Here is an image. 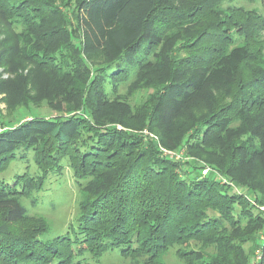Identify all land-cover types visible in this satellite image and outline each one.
<instances>
[{"label": "rangeland", "instance_id": "1", "mask_svg": "<svg viewBox=\"0 0 264 264\" xmlns=\"http://www.w3.org/2000/svg\"><path fill=\"white\" fill-rule=\"evenodd\" d=\"M28 1L16 10L0 8V132L30 119L81 117L83 129L78 139L94 138L90 134L96 137L101 130L114 131L131 137L121 146V154H134H128L123 166L118 162L115 168L108 167L107 174L98 177L89 173L82 180L72 167L73 162L79 165L72 145L59 146L50 140L38 150L16 153L17 158L0 176L10 186L18 178L24 180L21 176L26 177V188L16 198L27 209V215L11 225L13 230L20 235L28 228H40L46 233L38 237L41 241L53 244L58 251L64 248L58 242L60 237L78 230L82 216L89 215L94 207L101 210L98 199L111 197L110 186H117L118 174L145 145L149 153L155 154L157 164L142 155L144 167L157 165L158 169L168 163L183 178L208 182L225 193L229 213L233 201L242 206L243 210L237 204L233 206L239 218H230L222 231L212 228L204 242L183 238L158 260L148 261L141 252L123 257L119 249L98 258L86 253L79 260L84 264H201L195 262L193 251L203 249L206 259L215 258L211 241L219 234L226 246L234 247L236 264L242 263L241 254L243 264H258L264 241V163L256 159L263 149L250 121L235 119L224 132L215 125L216 120L243 107L240 86L251 79L249 69L255 63L245 65L232 83L206 86L204 94L188 102L179 114L169 112L164 123H156L152 111L159 94L169 83L187 78L195 58L208 56L196 48L208 40L193 44L200 27L196 25L198 18L187 19L185 27L172 30L152 51H135L130 64L118 65L105 49L84 53L76 19L82 0ZM198 1L160 0L162 9L182 14L189 13ZM214 1L210 2L215 6L212 9L223 17H229L228 7L262 10L260 3L252 0H233L232 4L225 0L220 6ZM19 14L21 20L14 22ZM257 36L264 44V30ZM41 150L51 154L55 151L54 158H46ZM102 151L103 157L110 154ZM36 159L49 165L51 171L44 174ZM31 178H36V185Z\"/></svg>", "mask_w": 264, "mask_h": 264}, {"label": "trees", "instance_id": "2", "mask_svg": "<svg viewBox=\"0 0 264 264\" xmlns=\"http://www.w3.org/2000/svg\"><path fill=\"white\" fill-rule=\"evenodd\" d=\"M27 1L0 0V8L12 7L16 10L30 3ZM205 1H198L195 8H189V13L182 14L162 9L160 0H82L76 19L82 32L83 51L93 54L105 49L114 63L130 64L135 58H132L135 51H152L162 44L172 30L185 27L183 23L187 19L198 18L196 25L200 24V27L193 44L201 39L208 40L199 47L196 45L199 52L208 56L195 58L197 60L187 78L171 82L164 88L153 105L152 119L156 123H164L169 112L179 114L188 102L204 94L206 86L232 83L245 65L254 62V67L249 69L251 79L240 86L244 95L241 99L243 107H239L233 115L216 120L215 125L224 132L235 119L250 121L252 132L259 137L263 149L256 160L264 163V44L259 42L257 36L264 30V0H252L260 3V12L228 7L226 11L229 17H223L212 9L215 7L210 3L213 0ZM224 1L214 2L218 6ZM227 1L232 4L233 0ZM203 6L206 8L203 9ZM20 20V14L16 15L14 22ZM80 119H30L0 132V176L17 158L16 153L26 154L34 148L38 150L50 140L59 146H73L79 165L73 162L72 167L82 180L88 178L89 173L98 177L107 174L108 167L112 165L115 168L118 162L123 166V161L130 154L133 156L131 151L121 154V146L131 137L118 135L114 131L101 130L96 137L90 134L94 138L78 139L83 129ZM142 148L144 151L140 148L136 158H131L124 171L118 174L117 186H110L112 190L108 193L111 197H101L102 201L97 198L102 205L101 210L94 207L89 215L82 216L78 230L60 237L58 242L64 248L61 247L59 251L53 244L38 238L46 234L40 228H28L20 235L13 230L11 225L23 221L27 215V209L16 198L26 188V177L21 176L22 181L18 178L14 186H10L6 180L2 181L1 177L0 264H84L79 258L83 260L87 254L98 258L114 249H119L123 257L141 252L148 256V261H153L171 249L173 244L182 243L183 238H200L204 242L212 228L222 231L230 218H239L233 208L237 202H232L229 213L225 193L208 182L183 178L168 163H164L166 167L160 165L158 169L157 165L144 167L142 155L157 163L155 154L149 153L145 145ZM102 150H108L110 154L103 157ZM40 152L46 158H54L55 151L52 154L49 151ZM71 154L68 155L72 159ZM40 161L35 160L44 174L51 171L49 165ZM30 181L35 185L38 182L36 178ZM237 206L243 210L242 206ZM211 243H214L216 257L206 259L203 249L196 250L193 251L195 262L236 264L235 249L226 246L222 235L218 234ZM240 256L243 264L244 256ZM258 264H264V241Z\"/></svg>", "mask_w": 264, "mask_h": 264}]
</instances>
